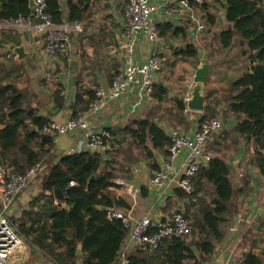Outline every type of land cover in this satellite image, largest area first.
Here are the masks:
<instances>
[{"label":"trees","instance_id":"16d2710c","mask_svg":"<svg viewBox=\"0 0 264 264\" xmlns=\"http://www.w3.org/2000/svg\"><path fill=\"white\" fill-rule=\"evenodd\" d=\"M45 1L46 14L54 24L83 25L89 24L94 11L100 12L109 0H73L68 13L63 12L60 0ZM191 6L208 32L205 49L212 69L210 76L224 65L237 73L226 82L219 97L216 92H207L200 126L206 120L221 118L234 119V127L210 137L209 150L214 156L190 178L191 193L178 187L164 206L170 218L183 203L178 211L191 227V237L186 242L168 237L155 249L136 246L126 256L129 264H206L224 240L228 224V203L233 197L228 153L238 155L244 147L247 165L264 176V0H204L200 6ZM217 8L225 13V27H219ZM32 13L29 0H0V24ZM192 26L190 22L178 26L166 22L157 28L160 38L186 40ZM83 33L71 32L70 36L83 45ZM106 36L101 34L99 45L104 44ZM10 42H19L17 33H0V48L4 50ZM90 43H95L93 37ZM169 49L170 67L175 65L172 58L197 60L198 49L192 42ZM80 55L85 59L83 49ZM24 69L25 60L17 59H7L0 67V168L25 176L38 166L36 178L41 185L30 208L15 222L11 217L10 221L52 264H118L130 230L123 220L111 218L116 207H128L112 191L118 187L115 182L120 172L130 174L140 160L149 162V170L160 169L157 154L167 159L172 146L165 125L184 131L189 128L184 98H170L168 87L155 84L150 95L152 107L143 118L123 129L107 128L114 137L110 150L93 153L86 149L54 160L55 142L43 131L49 118L41 116L34 106L30 88H23L14 77ZM118 74L116 71L109 76L110 86ZM205 82L209 84L210 79ZM93 86L97 84L86 88L77 79V95L70 107L73 118L87 113L96 101ZM62 89L58 83L53 94L58 110L65 106ZM56 189L66 192L65 204L55 200ZM79 246L81 255H77ZM241 261L264 264V251L248 252Z\"/></svg>","mask_w":264,"mask_h":264},{"label":"crops","instance_id":"0c3cea01","mask_svg":"<svg viewBox=\"0 0 264 264\" xmlns=\"http://www.w3.org/2000/svg\"><path fill=\"white\" fill-rule=\"evenodd\" d=\"M72 1L73 0H60L64 13H68V5ZM121 4L122 5H120V1L118 0H109L104 4L103 9L101 8L100 12L98 9L94 11L95 17L89 24H86L85 30L84 25L80 24L82 32H86L89 29V34L86 36L85 40H83V45L77 43V38L73 39V46L68 59L69 62L73 58V62L70 64H68V62L65 63V70L62 67L63 64L60 63L61 60L59 56L49 57L42 53L45 37L38 35L33 29H0V33L15 32L18 34L19 38V42L7 43L4 50L0 48V67L2 66L1 62H5L7 59H17L18 61L25 60L26 71H34L30 74V76L34 78V83L29 87L30 93L35 96L33 99L34 106L39 110L41 116L49 118V122L63 123L73 118L70 107L76 99V82L78 78H80L81 83H83L86 88H90L92 84L96 83L97 86H93L92 88L95 94L97 89H106L110 86L109 76H112L116 71H119V74L124 71L125 61L123 46L127 0L126 6L125 3L121 2ZM217 10H219V8H217ZM222 12L223 13H218L220 28L227 25L225 13L223 10ZM177 13L178 12H172L171 10L157 12L154 15V20L157 24L168 22L175 26L190 22L193 26L188 30L186 40L167 37L170 39L168 44L164 43L166 38H161V44H152L142 39L137 47L136 54L137 61L143 64L148 61L154 50L158 48V54L160 58H162L164 64L167 57L171 58V51L169 48L184 47L187 43L192 42L198 49L197 60L193 62H182L179 59L172 58L175 65L169 67L171 71L173 68L175 71L177 66L183 65L187 73L185 79L178 82L176 77H171V73L165 74L162 73V71L154 77V85L158 84L168 87L170 98L181 97L185 99L191 88L190 79L194 77L197 70L207 64L210 65L209 55L205 49V47H208L207 43H209V36L205 27L203 30L199 28L203 25L200 21L199 13H194V20L192 22L187 15L181 17ZM68 26L72 25L68 24ZM102 33L107 34V36L104 44L99 45L98 43L101 40L100 36ZM92 37L95 40L94 44L90 43ZM22 39L25 41V56L23 59H19L14 52L8 51V46L15 45L16 47H20L22 45ZM82 49L86 54L85 59H81L80 54L82 53ZM5 53L7 54L6 56L3 55ZM161 55L163 56L161 57ZM117 63L119 67L115 65ZM51 67L54 68V79L56 80L54 90L50 92L45 89H40V93L37 92L36 90L39 88L38 84H42L41 81L45 79L43 73L47 71L49 74L48 71L51 70ZM211 71L212 69H210V73ZM210 73L206 78L210 79V83L206 84L205 82V97L209 91L216 92V96L219 97L226 82L237 75L233 67L228 68L226 65L219 67L217 73L212 76H210ZM117 77L118 76H116V78ZM35 79L37 81L40 80L39 83ZM58 83L63 87L61 94H63L65 99V106L61 110L56 108V104L53 100V94L55 93ZM48 87L51 88L52 86ZM48 87H46V89ZM152 104L153 102L150 95H146L139 89H130L120 100H107L105 109L96 114L89 115V124L91 129L95 132H100L104 129L107 130V128L123 129L132 121L143 118L146 111L152 107ZM185 117L189 122L187 131L165 125L167 134L169 135L172 129H178L188 135L195 133L200 126L202 113L186 110ZM219 120L225 125L224 131L234 127V119H229L227 121L223 119ZM87 142V136L82 131H73L66 136L60 137L59 141L55 143L54 160L67 154L77 153L80 149H88ZM209 146L210 142L207 144V153L212 157L214 153L209 150ZM228 155V160L232 167L229 180L233 190L232 200L228 203V224L225 226L224 240L216 246L214 255L206 264H231L232 262L241 260L243 255L248 252L255 251L256 254H261L264 251V176L260 175L252 166L247 165L246 159L243 158L245 157L244 147L240 154L234 155L230 152ZM157 157L160 169H162L167 159L160 154H157ZM148 165V161L140 160L132 167L130 174L120 172L115 182L118 187L112 190L128 206L127 208L116 207L114 212L129 219L131 224L145 217L154 221L169 220V214L164 211V206L167 205L170 198L174 197V191L178 188V177L174 174L170 176L165 189L154 188L150 185L154 170H149ZM35 181H37V179ZM134 189L138 191L136 196L133 195ZM28 190V193L23 194L16 200V202H21L20 204L22 207H20L19 211L21 210L22 213L30 208L32 201L40 193V188L37 190L36 187L31 186ZM179 209H183V203L176 207L175 211ZM25 243L31 248L33 253L40 256V262L47 260L41 256L36 249H33L27 239ZM125 247L122 252H125L126 256L135 248L125 249ZM26 254L27 253L22 247L14 254L12 258L13 264H27L29 254L28 258Z\"/></svg>","mask_w":264,"mask_h":264},{"label":"built area","instance_id":"2783aa9c","mask_svg":"<svg viewBox=\"0 0 264 264\" xmlns=\"http://www.w3.org/2000/svg\"><path fill=\"white\" fill-rule=\"evenodd\" d=\"M36 8L26 18L6 21L0 24L3 30L33 29L38 35L45 37L42 53L54 57L62 55L70 57L73 39L71 32H82L79 23L72 26L54 24L46 14V1L35 0ZM204 0H127L125 9L126 26L124 31V61L125 69L118 75L112 85L106 89L95 91L96 101L90 110L77 118H70L66 122H49L43 129L44 133L52 136L56 143L60 137L73 131H82L87 136V148L99 152L111 149L114 137L111 132L104 129L95 132L91 129L88 116L105 109L107 100H120L128 90L139 89L146 95H151L154 86V77L163 69V60L156 48L146 63L137 61V47L142 39L157 44L162 42L158 24L154 20L157 12L171 10L178 12L181 17L187 15L194 20L193 5H202ZM176 14V13H170ZM200 30L204 29L201 25ZM188 100V95L184 101ZM225 130L224 123L219 119H210L203 122L192 135L178 129L170 131L172 146L169 148L167 161L162 169L154 170L150 185L157 189H165L169 177L173 174L178 177V187L186 193H191L189 184L199 169L207 165L211 155L207 153V144L212 135H218ZM82 151V149H80ZM182 159V160H181ZM38 166L34 167L25 176L16 175L11 169L0 168V264H13V256L25 244L26 239L10 221V214L16 200L28 189L30 183L38 175ZM138 191L133 190L136 196ZM111 218L121 219L129 227V235L125 249L148 245L155 249L162 240L168 237H191V227L181 211H176L169 220L154 221L148 217L131 224L129 219L114 212ZM124 251V250H123ZM241 260L231 264H241ZM118 264H129L125 252L121 253Z\"/></svg>","mask_w":264,"mask_h":264},{"label":"rangeland","instance_id":"374dc122","mask_svg":"<svg viewBox=\"0 0 264 264\" xmlns=\"http://www.w3.org/2000/svg\"><path fill=\"white\" fill-rule=\"evenodd\" d=\"M118 1H120V5H122L121 4V2L122 3H125V6H126V0H118ZM112 4H113V2H112ZM217 12L218 13H223L222 12V9L221 8H219V10H217ZM84 25V30L86 29V24H83ZM89 34V29L85 32L84 31V33H83V37H86L87 35ZM84 40H85V38H84ZM83 43V42H82ZM72 46H73V43H72ZM56 57H58V56H56ZM59 58H60V60H61V62L60 63H62L63 65H62V67H63V69L65 70V63H67L68 62V59H69V57H64V56H61V55H59ZM73 62V58L71 59V61H69L68 62V64H70V63H72ZM2 64L1 65H3V63H5V62H1ZM30 63V62H29ZM172 62H170V60L168 59V57H167V59H166V61H164V64H163V70H162V73H165V74H169V73H171V77H176L177 78V80H178V82H180V81H182L183 79H185L186 77H187V73L185 72V69H184V66L183 65H179V66H177V68L175 69V71H174V68L172 69V71L169 69V67H170V64H171ZM31 65V64H30ZM177 70V71H176ZM32 72H34V71H30L29 70V72H27L26 71V69H24L22 72H18V73H16L15 75H14V77H17V81L18 82H20L21 83V86L23 87V88H27L28 89V87H30L31 85H32V83H34V81H33V79L34 78H32L31 76H30V74L32 73ZM49 72V74L47 73V71H45V73H43V77L45 78L44 80H42L41 81V83L42 84H38L39 85V88H37V92H39L40 93V89H45V90H48V91H50V92H52L53 90H54V86H55V79H54V68L53 67H51V70L50 71H48ZM42 77V76H41ZM42 79V78H41ZM36 80V79H35ZM37 81V80H36ZM39 81L40 80H38L37 82L39 83ZM48 86H52L51 88L50 87H48ZM46 87H48L47 89H46ZM221 119V118H220ZM37 179V178H36ZM35 179V180H36ZM35 180H33V181H35ZM40 185H41V180L38 178V180L37 181H35V182H31L30 183V185H29V187H28V189H30L31 188V186L32 187H36V189L38 190L39 188H40ZM26 190V192L25 193H28L29 192V190ZM24 193V194H25ZM21 202L20 201H17L16 203H15V206H14V208H12V212H11V214H10V217L12 218V221H13V219H14V222H15V219H18L20 216H21V214H22V211L20 210L19 211V209H20V207H22L21 206V204H20ZM18 230V229H17ZM23 250L27 253L26 255H27V258H28V254H29V258H28V262H27V264H50L47 260L46 261H39V255L38 254H35V253H33L32 251H31V248L25 243V245L23 246ZM45 260V259H44Z\"/></svg>","mask_w":264,"mask_h":264},{"label":"water","instance_id":"95a60500","mask_svg":"<svg viewBox=\"0 0 264 264\" xmlns=\"http://www.w3.org/2000/svg\"><path fill=\"white\" fill-rule=\"evenodd\" d=\"M30 8L33 10L36 8L35 0H29ZM94 5V4H93ZM169 38L164 40L165 44H168L170 41ZM25 41L22 39V45L20 47H16L15 45L8 46L9 52H14L19 59H23L25 56ZM170 45V44H169ZM210 65L207 64L203 66L201 69L197 70L194 77L190 79L191 88L188 94V100L185 102L188 111L203 113L206 108L205 104V81L210 73ZM50 136V135H49ZM92 152H97L95 149H92ZM54 198L57 202H61L65 204L66 202V192L61 189H56L54 191ZM101 209V208H100ZM186 242V239H183ZM82 254V247H78L77 255Z\"/></svg>","mask_w":264,"mask_h":264}]
</instances>
